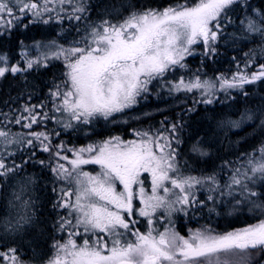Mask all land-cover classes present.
<instances>
[{"label":"snow or ice","instance_id":"obj_1","mask_svg":"<svg viewBox=\"0 0 264 264\" xmlns=\"http://www.w3.org/2000/svg\"><path fill=\"white\" fill-rule=\"evenodd\" d=\"M66 5L71 6L72 13L63 16ZM236 10L245 13L242 25L247 33L264 37V0L258 4L253 0H173L167 6L145 5L141 11L125 7L127 16L106 12L87 24L85 32L68 47L55 41L34 43L32 47L40 50L35 58L25 50L28 46L24 41H18L22 62L0 51V80L11 76L27 83L30 72L47 68L52 60L63 59L66 69L64 78L53 81L48 89L54 113L66 120L49 116L43 103L25 104L19 114L0 112V123L5 125L0 128V192L6 193L0 210V240L23 243L34 232L43 236L49 227L46 217H37L38 178L22 175L25 165L32 161L52 173L49 203L56 222L51 228L68 236L65 243L60 242L63 236L55 240L54 255L47 264H248L250 250L264 251V220L226 233L197 230L188 238L171 229L161 232L150 228L141 233L136 228L137 216L152 225L158 208H166L169 214H187L189 209L202 207L205 202L198 201L193 191L197 186L207 187L209 201L216 200L214 194H218L232 197L234 205H244L249 211L264 212V146L249 154L245 165L233 166L230 179L221 184L215 174L196 177L181 169L174 146L182 142L180 124H172L168 135L140 131L138 140L116 137L89 145L74 151V158L63 154L72 151L64 144H52V135L58 136V132L30 131L25 135L7 128L14 123L32 129L35 124L55 119L67 130L98 118H115L148 93L153 80H163L175 68L186 67L183 61L194 54V45H202V56H215L225 22ZM87 11L83 0H0V36H11L17 28L28 29L29 23L80 22L86 19ZM54 12L56 17L51 15ZM261 80L264 65L259 72L239 74L231 80L219 78L214 82L199 76L188 82L180 79L170 90L199 91L202 99L198 103L211 105L217 90L227 92ZM194 110L195 106L189 109ZM243 120L251 121L252 116L246 113L240 121L223 120L219 126L238 128ZM259 123L264 126V116ZM24 148L31 149L28 158L17 163L16 151ZM37 149L51 154L47 163L33 160ZM191 152L200 158L210 155L199 140L191 145ZM230 164L225 161L221 171ZM84 165H98L101 171L93 174L85 171ZM145 173L150 176V195L141 180ZM117 183L122 191H117ZM134 198L142 205L136 211ZM77 236L89 238L78 243ZM3 261L24 264L18 248L12 246L0 250V264Z\"/></svg>","mask_w":264,"mask_h":264},{"label":"trees","instance_id":"obj_2","mask_svg":"<svg viewBox=\"0 0 264 264\" xmlns=\"http://www.w3.org/2000/svg\"><path fill=\"white\" fill-rule=\"evenodd\" d=\"M193 2H197V0H193ZM83 3L88 9L85 14L86 19L80 22L70 20L64 22L62 33L58 34L57 29L47 27L46 24L29 23L28 29L17 28L13 30L11 36H0V50L7 51L14 61L21 60V48L18 41L22 40L25 45H28L33 42L55 39L61 43L71 44L74 39L78 40L80 38V34L85 31L87 24L98 21L106 12H111L113 15L118 13L127 16L128 12L124 11L125 7L129 11H141L145 5L148 7L167 6L173 3V0H83ZM253 3L258 4L260 0H253ZM137 5L140 7L138 8ZM113 6H115V9ZM244 19L245 13L239 10L230 13V21L225 22L226 26L223 28L220 40L216 44L217 54L211 59L202 55L191 56L187 60L191 70L198 71L206 68L216 72H229L239 69L243 65L252 69L264 65V37L258 33H247L242 25ZM25 22H28L27 19ZM27 76V83L11 76L0 81V112L19 114L25 104L43 103L46 105L44 111L49 113L52 104L48 100V89L52 82H58L60 77L54 73L53 68L41 73L30 72ZM227 97L232 98L226 100ZM227 97L220 95L217 103L213 105L192 102L194 106L199 104L194 111H189L193 106L187 105L185 108H178L176 111L171 112L176 124L183 126L182 131L178 130L182 144L180 143L177 146L180 151L178 161L184 167L182 170L200 177L215 174L221 184L230 179L233 166L245 165L247 156L256 153L258 148L264 146V126L259 123L262 116H264V80L245 86L242 92ZM246 113L252 116V120L241 121L238 128L227 125L219 126V122L223 120L240 121ZM24 122L26 123V121ZM4 126L3 123H0V127L4 128ZM7 128L14 134L26 135L30 131L40 130L41 124L36 127L37 129L33 127L28 129L14 123L8 124ZM58 129L60 134L58 136L52 135V144H64L66 149L69 150L86 146L94 137L102 139L113 133L103 128L99 132L95 129L94 132L82 131L81 133L77 128L68 131L62 127ZM114 130L117 132L122 131L119 127H114ZM196 140H199L209 151V157L200 158L191 152V145ZM30 151L31 149L28 148L16 151V162L19 163L21 158L27 159V154ZM63 154H67L69 158L73 157L71 151H65ZM50 156V153L41 152L37 149L33 160H45L47 163ZM225 161H231L232 164L222 172L221 167ZM8 162H11V158ZM85 166L87 165H84L83 168H86ZM22 175L25 177L31 175L38 178L36 195L40 199L37 201V217H46L49 227L44 229L45 234L43 236H39L34 232L23 243L0 240V250H6L9 246L17 247L21 260H26L32 264H46L48 259L54 255L52 245L55 240L61 236L64 238L67 236L63 232H56L51 228V225L56 222L53 214H51V204L49 203L50 198L53 196V193L50 192L53 179L52 173L48 168L30 161L29 164L25 165ZM208 194L206 186L201 188L199 198L200 201L205 202L203 206L190 209L192 211L189 210V219L186 218V214L181 215L182 225H180V230L185 236L187 234L184 226L185 220L191 221L192 225L194 223L200 225L208 223L216 226L219 230L227 232L254 225L264 219V212L260 209L249 211L244 205L237 207L232 203V197H219L218 194H214L218 197L216 200L209 201L207 200ZM5 195L6 193L0 192V210L6 203ZM230 211L232 213L229 215ZM190 228H195V226ZM252 253H255L259 259L264 255V251L259 249L252 251ZM2 264H8V262L3 261Z\"/></svg>","mask_w":264,"mask_h":264},{"label":"rangeland","instance_id":"obj_3","mask_svg":"<svg viewBox=\"0 0 264 264\" xmlns=\"http://www.w3.org/2000/svg\"><path fill=\"white\" fill-rule=\"evenodd\" d=\"M42 2L43 0H41V3ZM50 7H56V5H50ZM71 13H72L71 6L66 5L64 8V11L61 12V15L67 16ZM51 15L53 17L57 16L55 12L52 13ZM67 21L69 20L64 19L63 23L50 21L46 25L47 27L57 29L58 34H60L63 32L62 26L64 22H67ZM84 32H81L80 35H82ZM53 41H55L58 44H63L64 47L70 46L69 43L67 44L61 43L60 41H57L55 39L47 40V41L42 40L38 42L43 43V44H49ZM34 43L36 42H33L32 44H28L27 45L28 47L25 49L29 55L33 56V58H35V56L40 55V50L32 47ZM193 49H194V54L186 56L183 61L186 67L175 68L174 70L170 71L164 77L163 80H159V81L153 80L149 84V92L138 97L137 103L133 107L126 109L123 113L116 114L115 118H109L108 120H105L103 118H98V119L93 120L91 123L87 125L78 124L74 128H69L70 130L77 128L79 130V133H81L82 131L83 132H86V131L94 132V130L96 129L95 127L99 128V126L102 125V127H100L99 129H96L97 132H99L101 128L107 131L113 132L102 139H99V137H94L93 139H91V142L87 144L86 146L72 148L71 154L73 155V152L80 148H84L89 145H99L105 141L112 140L116 137H119L123 141L138 140L140 137L137 135V132H140V131H149L153 135H159V134L168 135L170 131V126L172 124H176L175 120H173V114L171 112L176 111V109L178 108H185L187 105H191L194 107V104H192V102L198 103V101L202 99L201 93L199 91L185 92L183 90L181 91L170 90L173 85L177 84L180 81V79H183L185 82H188L190 80H194L197 76H199L201 80H212L216 82L218 81L219 78H228L229 80H231L233 76H236L239 74L251 75L253 73L261 71V67L252 69L246 65H243L241 68L234 69L233 71H229V72H216L215 70H210L206 68H202L198 71H195L194 69L191 70V67L188 66L187 64V60L191 56L201 55L203 51L202 45L200 44L194 45ZM20 52H21V49H20ZM249 64L251 65L252 63H249ZM64 65H65V62L63 59L52 60L49 63V66L47 68H41L36 73L46 72L47 69L53 68L54 73L60 77L59 78V81H60L64 78L63 73L66 71ZM44 80H47V79L44 78ZM165 81H167V83ZM248 85L250 84H244L242 87L228 89L227 92L217 90L215 93L216 99L213 104L217 103L220 95L222 96L224 95L225 97L230 96V95L234 96L235 93H240V91L242 92L245 86H248ZM230 98L232 97H227L226 100H229ZM197 105L199 104H196L195 107ZM48 115L49 116L55 115V117H57L60 120H66V117L61 116L60 113L58 112L54 113L53 105L51 106V109H49ZM73 123L75 124V122ZM38 125L40 124L33 125V128L38 127ZM59 127H62V126L58 124L55 119L51 121L46 120V121H43V123L41 124V128L38 131L48 133L49 135H52L53 131L58 132L60 134L59 129H58ZM114 127H119L122 131L117 132L116 130H114ZM0 128H3V127H0ZM69 129L67 130L65 129V130L68 131ZM174 146L177 148L178 145L174 144ZM177 152L179 155L180 151L178 148H177ZM64 155H67V154H64ZM178 157L179 156H177V160H178ZM71 158H74V156ZM179 165L181 169L184 168L182 164L179 163ZM95 166L96 167H94L93 165H87L85 166L86 168H83V169L93 174H98L101 171V169L99 168L98 165H95ZM185 174L196 176L194 174H190L189 172H185ZM196 177H200V176H196ZM141 180H143V187L145 188L146 193L150 195L151 194V182H150L149 174L147 173L143 174L141 176ZM201 188H205V186H197L195 189H193L196 195V199L198 201H200L199 190ZM117 191H122V186L119 185L118 183H117ZM160 194L163 195L162 192ZM169 198L174 199V197H169ZM133 205H134V211H136L139 207H142L138 198H134ZM236 206L238 207L240 205H236ZM176 207L179 208L180 205H176ZM189 210L187 211V214H186V218L188 219H189ZM232 210H236V209H232ZM191 211L192 210H190V212ZM231 213L232 212L230 211L229 215ZM182 214L184 215L185 213L180 212V211H174L171 214H169L166 208H163V207L158 208L152 217L153 219L152 225L147 224L146 218L137 216L136 219H138L139 223L136 224V228H138L141 233L147 232L150 228H154L157 231H161V232L164 231L165 229H171L179 233V235L184 236L185 238H188L192 232H195L197 230H204L206 228L214 230L217 233H226V231L219 230L216 226L209 225L208 223H206L205 225L194 223V225H192L191 221L185 220L184 226H185V230H187V234L185 236L184 234L181 233V230H180V225H182L181 224ZM192 226H195V228H190ZM243 228H240L237 230H241ZM71 230L72 229L70 228V231ZM231 231H236V230H231ZM227 232H230V231H227ZM74 238L77 240L78 243H80L82 242V239L89 238V237L77 236ZM126 238L131 239V237H126ZM67 239H68V236H66V238H64L61 241V243H65ZM92 239H94V237H92ZM252 251L254 250H250V255L248 257V264H264V255L259 259V257L255 255V253H252ZM23 261H24V264H32V263L27 262L26 260H23Z\"/></svg>","mask_w":264,"mask_h":264}]
</instances>
